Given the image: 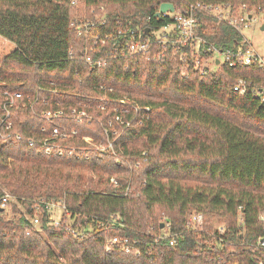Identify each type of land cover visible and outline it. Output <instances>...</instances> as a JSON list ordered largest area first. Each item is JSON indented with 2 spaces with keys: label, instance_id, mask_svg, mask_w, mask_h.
I'll use <instances>...</instances> for the list:
<instances>
[{
  "label": "trees",
  "instance_id": "trees-1",
  "mask_svg": "<svg viewBox=\"0 0 264 264\" xmlns=\"http://www.w3.org/2000/svg\"><path fill=\"white\" fill-rule=\"evenodd\" d=\"M164 1L176 9L199 1L264 12V0H0L1 87L39 97L35 111L13 109L20 138L0 142V195L10 191L21 206L12 202L10 216L0 211V264H264V101L252 92L264 86V66L224 61L200 74L177 52L125 55L111 41L90 51L101 57L92 65L70 24L102 6L100 35L117 19L149 16L155 26L166 21L153 16ZM199 19L200 34L219 50L241 38L211 14ZM239 77L249 82L243 92L233 89ZM100 84L150 108L113 141L117 154L94 144L105 141L101 124L112 114L97 106ZM55 100L64 108L83 103L77 106L92 118L61 120L77 130L64 140L75 150L46 154L38 113ZM49 200L64 204L61 221L80 233L49 223L41 203ZM192 212L202 214L200 228L188 222ZM24 214H37L38 224ZM113 235L138 253L116 244L106 250Z\"/></svg>",
  "mask_w": 264,
  "mask_h": 264
},
{
  "label": "built area",
  "instance_id": "built-area-1",
  "mask_svg": "<svg viewBox=\"0 0 264 264\" xmlns=\"http://www.w3.org/2000/svg\"><path fill=\"white\" fill-rule=\"evenodd\" d=\"M76 4L78 0H71ZM245 5L232 6L230 4H212L204 2L190 3L186 7L175 8L173 11H163L158 16L154 17L158 20L166 21L158 25H147L149 16L141 19H117L113 27L100 35L94 30L96 26L100 27L107 24L106 13L102 6L98 7V11L94 12L90 8L88 12L80 11L70 20V24L75 28L78 36H83L87 42L85 46V60L92 65H99L101 57L93 58L90 51L98 43L104 44L111 41L115 46V51L120 54L131 55L141 54L146 58L159 59L167 55L168 51L177 52L180 58H188L194 69L200 74H205L215 68L216 65L227 61L229 65L237 63L248 65L252 62H257L264 66V58L257 54L249 39L243 34L242 29L250 25L252 15L245 11ZM158 10V8H157ZM156 10V11H157ZM155 11V12H156ZM200 12L211 14L216 20L223 21L235 30L240 35L238 42H233L231 47L224 50H219L212 42H208L206 38L200 34L199 26ZM94 13V14H93ZM92 16H91V15ZM70 53V51H69ZM218 54V55H217ZM218 58L219 63L215 60ZM211 66H213L211 68ZM249 82L239 77L233 85V89L243 92L248 87ZM99 96L97 106L103 110L110 108L112 110L105 123L101 124L105 134V141H98L95 147L100 151L110 150L117 154L113 141L118 137L123 129L134 124L141 123L148 117L149 106H140L132 102L131 97L125 95L111 94L114 90L103 84L97 86ZM261 101H264V86L254 87L252 89ZM110 93V95L108 94ZM116 95V96H111ZM43 104L50 102L48 99L41 98ZM39 100L38 94H23L21 91L9 90L1 87L0 81V142L8 140H16L20 138V134L14 130L13 109L29 107L35 111L34 103ZM60 100L54 101V106L42 108L38 115L45 121V125L41 126L42 145L44 153L61 154L65 149L75 150V146H68L64 140L71 139L77 135V130L61 120H82L90 119L92 115L88 114L85 109L77 105L85 106V104L76 102L68 108L61 106ZM82 138L91 142L90 136H82ZM119 157V155L117 156ZM111 180L116 183L115 179ZM15 203L18 208L21 206L17 201V197L6 189H2L0 195V206L5 209L6 216L11 215V204ZM43 209L47 213L49 223L54 226L64 224V227L73 233H80L76 227H72L69 221H61L62 214H67V210L63 203L53 200L41 201ZM34 205L36 211L39 210L40 204ZM22 209V208H21ZM33 225L39 222L38 215L28 216L24 214ZM165 218V217H164ZM188 222L195 228H200L203 222V216L200 212H192L188 215ZM166 229L169 228L168 220L162 221ZM169 233H165V236ZM136 240L133 241L135 243ZM169 243H174V237L169 239ZM118 245L124 250H135V247L127 237L113 235L106 239V250H110L112 245Z\"/></svg>",
  "mask_w": 264,
  "mask_h": 264
},
{
  "label": "rangeland",
  "instance_id": "rangeland-1",
  "mask_svg": "<svg viewBox=\"0 0 264 264\" xmlns=\"http://www.w3.org/2000/svg\"><path fill=\"white\" fill-rule=\"evenodd\" d=\"M252 17L250 25L243 28L242 32L249 39L256 53L264 58V28H261V25L264 24V12L254 14ZM211 222L213 225L218 224L215 219H212Z\"/></svg>",
  "mask_w": 264,
  "mask_h": 264
},
{
  "label": "water",
  "instance_id": "water-1",
  "mask_svg": "<svg viewBox=\"0 0 264 264\" xmlns=\"http://www.w3.org/2000/svg\"><path fill=\"white\" fill-rule=\"evenodd\" d=\"M166 10L173 11L174 10L173 3L168 2V1L161 2L159 4L158 10L155 12V15L158 16L161 12L166 11ZM248 16L250 17L251 14H249ZM261 28H264V24L261 25ZM215 63L216 64L219 63L218 58H216ZM1 210H2V207L0 206V211ZM162 225H163V223L161 222L160 226H162Z\"/></svg>",
  "mask_w": 264,
  "mask_h": 264
}]
</instances>
